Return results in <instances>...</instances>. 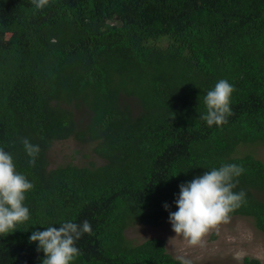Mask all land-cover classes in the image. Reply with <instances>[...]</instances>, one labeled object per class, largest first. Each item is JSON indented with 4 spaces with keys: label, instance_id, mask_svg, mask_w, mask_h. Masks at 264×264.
<instances>
[{
    "label": "trees",
    "instance_id": "16d2710c",
    "mask_svg": "<svg viewBox=\"0 0 264 264\" xmlns=\"http://www.w3.org/2000/svg\"><path fill=\"white\" fill-rule=\"evenodd\" d=\"M221 78L232 112L209 127L203 96ZM25 137L40 146L34 165ZM68 139L103 163L50 169L49 148ZM256 144L264 0H0V147L33 184L30 220L0 237V264H39L27 237L61 219L92 226L74 264H180L163 239L131 244L125 230L161 226L178 184L222 163L243 168L233 190L245 199L229 217L264 235V163L239 151Z\"/></svg>",
    "mask_w": 264,
    "mask_h": 264
},
{
    "label": "clouds",
    "instance_id": "9594fccd",
    "mask_svg": "<svg viewBox=\"0 0 264 264\" xmlns=\"http://www.w3.org/2000/svg\"><path fill=\"white\" fill-rule=\"evenodd\" d=\"M36 9L46 6L48 0H34ZM234 85L228 80L218 79L203 96L205 111L200 114L207 126H220L227 123L231 114L230 98ZM21 144L28 156L27 163L34 165L40 152L38 144L22 138ZM242 166L235 163H222L208 168L200 175L178 184L174 193L175 211H168L167 221L171 230L196 245L213 227L229 219V214L238 208L245 199L243 190L234 191L242 174ZM33 184L22 172L16 169L12 153L0 147V237L17 230L19 225L30 220V211L25 203L26 193ZM167 211L169 205L163 204ZM27 237L35 242L37 252H42L39 264H74L80 255L77 241L85 233L92 232L88 220L80 223L72 219H61L59 223L42 224ZM55 225V226H54ZM180 264L191 261L179 257Z\"/></svg>",
    "mask_w": 264,
    "mask_h": 264
},
{
    "label": "rangeland",
    "instance_id": "374dc122",
    "mask_svg": "<svg viewBox=\"0 0 264 264\" xmlns=\"http://www.w3.org/2000/svg\"><path fill=\"white\" fill-rule=\"evenodd\" d=\"M160 44L165 43L162 41ZM239 151L241 154L252 153L264 163L263 144L243 146ZM47 158L50 169L67 163L79 166L103 163L86 145L72 139L54 141L48 150ZM125 238L131 244H139L150 238H161L165 242L167 253L177 260L179 257L186 258L191 264H242L246 257L258 259L264 264V235L255 228L252 219L247 217L233 216L218 223L196 245H191L187 239L176 235L171 230L167 218L159 227L133 224L125 230Z\"/></svg>",
    "mask_w": 264,
    "mask_h": 264
}]
</instances>
